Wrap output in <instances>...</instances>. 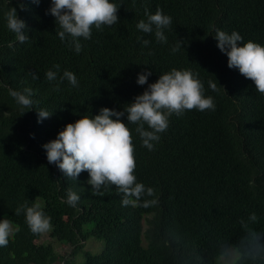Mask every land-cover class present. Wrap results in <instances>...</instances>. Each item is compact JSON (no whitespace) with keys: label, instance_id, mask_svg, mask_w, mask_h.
I'll list each match as a JSON object with an SVG mask.
<instances>
[{"label":"trees","instance_id":"trees-1","mask_svg":"<svg viewBox=\"0 0 264 264\" xmlns=\"http://www.w3.org/2000/svg\"><path fill=\"white\" fill-rule=\"evenodd\" d=\"M114 2L119 22L93 26L77 54L46 11L51 0H0V219L19 229L0 247V264H220L231 250L239 255L234 264H264V93L228 66L214 38L217 29L236 30L244 42L264 45V0ZM11 7L27 23L24 42L7 28ZM158 8L173 18L167 43L137 28L147 20L146 9ZM56 64L60 75L73 71L79 86L49 81L46 72ZM173 68L198 74L216 106L173 113L153 150L143 145L137 125L128 124L134 174L154 196L125 206L115 185L96 191L86 170L75 179L48 162L43 145L68 123L102 107L123 110L148 87L137 83L141 71L151 69L152 83ZM25 88L33 90L32 109L10 94ZM40 109L53 112L42 123ZM70 191L80 196L76 207L66 202ZM25 203L41 204L52 218L49 237L69 245L70 254L60 256L52 243L39 242L44 233H33L25 212L16 213ZM90 239L104 243L101 253L86 249Z\"/></svg>","mask_w":264,"mask_h":264},{"label":"clouds","instance_id":"clouds-1","mask_svg":"<svg viewBox=\"0 0 264 264\" xmlns=\"http://www.w3.org/2000/svg\"><path fill=\"white\" fill-rule=\"evenodd\" d=\"M35 2L39 3L40 0ZM119 9L114 0H51L50 8L46 11L55 17L61 41L79 54L84 48L81 38L91 39L93 26L102 29L105 25L112 26L119 22ZM146 14L147 20L141 19L137 28L145 33L154 31L158 42L167 43L165 30L170 28L173 18L160 8L155 13L146 9ZM5 17L7 28L17 34L19 42L29 39L25 31L27 23L19 16L16 7H11ZM214 38L220 50L228 56V66L238 68L241 74L254 81L257 91L264 93V45L252 40L244 42L243 35L236 30L229 33L217 29ZM142 42L144 45L151 43L147 39ZM182 44L183 41L178 42L171 49L172 52L179 51ZM54 68L55 71L49 69L46 72L49 81L59 79L63 83L67 80L73 87L79 86L78 77L73 71L65 69L60 75V65L56 64ZM151 75V69L138 74L137 83L147 84L148 87L123 110L102 107L99 114L82 116L74 123H68L57 138L43 145L48 162L57 165L65 176L75 179L86 170L89 174L88 184L96 191L115 185L124 194L122 203L125 206L135 204L143 196H154V189L138 182L134 174L136 159L128 124L137 125L135 131L142 138L143 145L153 150L154 142L161 139L160 133L168 129L173 113L182 115L185 110L193 108L214 110L216 105L213 97L204 95V83L199 75L189 69L173 68L149 83ZM32 78L39 79V74L33 72ZM209 84L216 89L215 83L210 81ZM10 94L19 105L34 108L31 88L23 91L12 89ZM37 111L40 123L53 114L46 109ZM79 200V194L70 191L66 202L76 207ZM156 202L155 199L144 200L143 204L147 207ZM20 212H25L26 222L33 233H45L53 227L51 216L46 214L40 203L32 206L25 203L16 209L17 214ZM17 231L19 229L14 227L11 219H0V247L8 245L10 237Z\"/></svg>","mask_w":264,"mask_h":264},{"label":"rangeland","instance_id":"rangeland-1","mask_svg":"<svg viewBox=\"0 0 264 264\" xmlns=\"http://www.w3.org/2000/svg\"><path fill=\"white\" fill-rule=\"evenodd\" d=\"M49 236H50V233L45 232L42 239L39 242L45 243V244L52 243L53 246L55 247L57 253L60 256L70 254L71 247L69 245H64V244L58 243L56 240L51 239ZM103 247H104V243L102 241L90 239L87 243L86 249L93 252V254H99L102 252ZM238 258H239L238 253H236V251H234V250H231L229 256H227L226 258H223V259L221 258L222 260L220 259L219 261H220V264H234ZM77 261H80V260L77 259Z\"/></svg>","mask_w":264,"mask_h":264}]
</instances>
